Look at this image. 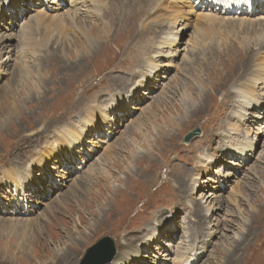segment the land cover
<instances>
[{
	"label": "rangeland",
	"instance_id": "374dc122",
	"mask_svg": "<svg viewBox=\"0 0 264 264\" xmlns=\"http://www.w3.org/2000/svg\"><path fill=\"white\" fill-rule=\"evenodd\" d=\"M105 3L98 26L111 28L97 41L102 51L96 58L82 59L84 72L67 67L77 59L69 46L77 34L67 35L72 42L64 56L60 51L50 55L46 48L58 47L50 42L29 50L27 64L19 52L23 25L39 11L47 13L53 27L65 25L58 19H70L76 4L87 16L84 23L93 22L97 14L83 1L24 0L14 18L8 11L0 17V43L9 45L6 40L12 39L15 45L9 55L7 48L0 50V87L25 64L30 70L6 100L20 101V112L14 119L8 113L0 117V264H78L87 248L105 236L116 241V254L107 264H179L188 256H193L190 264H264V104L259 116L257 107H251L254 116L234 120V104L223 101L230 89L235 102L237 88L260 73L256 99L264 102V29L250 27L264 22V5L258 7L256 1L243 13L219 14L226 26L213 28L203 15L211 13L203 8L204 0H169L168 11L155 12L152 1L141 11L135 4L128 11L119 0ZM177 9L181 14L171 20ZM39 24L32 28L35 38L43 30V21ZM131 60L140 64L131 74L152 71L145 87L125 85L133 80L128 78L129 67L135 69ZM40 76L49 78L42 84ZM117 98L132 103L125 113L118 112ZM94 108L110 118V133L99 127L101 117L89 114ZM151 110L155 114L149 116ZM87 114L91 121L83 125L80 115ZM91 123L102 131L86 130L72 147L68 168L62 156L47 162L63 149L56 143L60 130L66 126L85 132ZM231 123L242 125L240 133ZM197 128L201 133L185 142ZM216 129L220 136L211 135ZM51 133L53 141L46 137ZM242 139L253 140V153L248 149L236 156L226 149L227 156L215 158L213 151ZM55 159L60 160L57 169ZM31 170L35 182L21 190L17 181L32 179ZM15 198L20 202L17 214L11 211ZM6 202L12 206L2 210ZM25 220L33 227L21 237L15 227Z\"/></svg>",
	"mask_w": 264,
	"mask_h": 264
},
{
	"label": "bare ground",
	"instance_id": "6f19581e",
	"mask_svg": "<svg viewBox=\"0 0 264 264\" xmlns=\"http://www.w3.org/2000/svg\"><path fill=\"white\" fill-rule=\"evenodd\" d=\"M75 1H77V0H75ZM81 1H83V3L86 4V7H87L86 9L94 10V12H95L94 15L97 14V15H95V17H96L95 20L93 22L92 21L90 22L91 25L90 24L89 25H86L87 23H84L83 19L84 18H87V16L84 14V11L82 10V7H80V6L76 5V4H75V7L76 8L73 11H71V12L68 13V16H70V19H68L66 17H63V15H62V17L60 19H58L60 23H61V20H62L65 23V25L64 24H57V25H55L53 27L52 24H51V22H49V23L47 22V17H48V16H46L47 13H45L43 11H39V14L29 24L26 21L27 22L26 24H28V25H26L24 23L26 25V27H24V25L22 24L23 25V30H22L21 34L23 36L22 37L23 43H22V45H21V47L19 49L20 50L19 52H20V55H22L23 62H26V64H27V61H26L27 58H28L27 57V54H28L29 50H32L34 48V46H38V45L39 46H42L44 43L48 44L49 42L53 46H57L58 45V47L56 48V50L55 49H52L51 50L49 48H46L47 51L51 53L50 55H52L53 52H55V51H60L63 54V56H64V54H65V48L68 47L69 42H72V41H69V39H68L69 36H67V35H69L70 33H73V34H77V37L76 38L78 40H75L76 39L75 38L74 41L69 44V46L71 47V49H73V52L70 53V56L71 57H76L77 59L74 61L73 64L72 63L67 64V67L70 68V70H72V69H76L77 66H79V67H81L79 70H82L81 72H84L85 59H88V60L90 59L91 60V58H96V56L102 51V50H98L97 49L96 43H97V41L100 40V38H101L102 35H107L108 34L109 29L111 27H109L108 24H104L101 27L98 26L99 21L102 20L101 18H98V15L104 9V7H102V6L107 5V3H105L106 0H81ZM150 1H152V3H151L152 4L151 5L152 9L151 10L153 12H155L156 10H160V11L166 10V11H168L167 10L166 3H169V0H119V3L121 4V2H123V8L126 7L127 10L130 9L128 11H133L134 10L133 6L135 4L137 6V8L140 9L139 11H141L143 8H145V7L148 6L147 4ZM256 1L258 3V7H260L262 4L264 5V0H204L205 5L203 3V5H202L203 8L205 10H207V11H211V13L210 12H207V13H203L202 12V13L205 16V18H208V20L211 22L210 24L213 25L211 27L215 28V25H217V24H219V25L221 24V26L222 25L226 26L225 24L227 22H224L223 23V21H222L225 14H227L229 12L232 13L233 11L236 12V13L238 11H240V13H243L244 9L249 8L250 5H251V3L252 2H256ZM20 2L22 4H24V0H0V17H3L4 16V12H7L8 11L9 14L11 15V17L14 18V16L17 15L16 10L18 8H20ZM45 2H47V1H45ZM128 7H130V8H128ZM126 8H124V9H126ZM19 10H21V9H19ZM18 12L19 13H22V11H18ZM171 12L174 14V17L171 20H175L177 18V16H179L181 14V12L178 13V9L177 10H173ZM25 13H26V11H23L22 16ZM223 13H225V14H223ZM219 14L223 18L222 17H218ZM239 19H244V18H239ZM42 21H43V24H44L43 25V30H42L41 33H38V34H41L42 36L41 35H40V37H37L36 36V38H35V36H34V30H32V28L33 29L34 28H36V29L38 28L39 29L41 26L40 27H34L33 25L38 26V25H40L39 22H42ZM173 22H175V21H172V24L167 25V30L168 31L170 29L169 27H171V26L174 25ZM244 22L242 21V23H244ZM248 22H252V20H250V21L248 20ZM236 25H238V24H236ZM241 25L242 24L240 23V26ZM254 25H258L260 28H263L264 29V22L251 23L250 24V27L251 26H254ZM60 29H62V30H60ZM54 33H58V35H59L58 39H55L54 38V36H55ZM171 34L173 35V38L175 40L178 39V38H176L177 35H178V33L174 32V29L171 30ZM204 34H206V33L204 32ZM11 37H13V36H11ZM212 38L213 37H209L210 41H212ZM2 39L0 38V41ZM61 39H62V41H61ZM206 39H207V37H203V41H205ZM6 41H9L8 42L9 45L5 44L4 46H2L3 42H1L0 43V50L1 49H4V48H7V50L9 51V53H8V55H9L12 51L15 50V45L13 44L12 39H9V40H6ZM211 47L214 48V46H211ZM227 47H230V45H228ZM263 48H264V43H262V46H261V49H263ZM46 49H43L42 48V51L44 52V51H46ZM230 50L231 51H234L235 49L233 48V49H230ZM45 55H48V54H45ZM261 57L264 58V55L261 56ZM8 58H10V56H8ZM83 58H85L84 61L82 60ZM125 58L128 59L129 56H126ZM259 58L257 60H259ZM111 61H113V60H111ZM259 61H261V60H259ZM132 62H133V67L135 69L134 70H131V68L129 67V69H130L129 70V74L127 73V71L125 73L129 75L128 78H130V79L133 78V80H127V82H124L125 85L127 87H131L134 84L133 88H135L136 86H137V88H141L143 85H144L143 87H145V85H146L145 83L152 80V71L150 70L151 72L148 71L147 74H142V72H141L142 70H141L139 72H136L137 73L136 75H139V74L140 75L137 76V77H135L136 75L131 74V72L132 71H136V68L139 67L140 64H135L134 61H132ZM263 62H264V60H263ZM123 63H124V61H123ZM123 63L120 64L121 67H124V64ZM253 63H254V65L255 64L262 65V62L261 63H258V62L255 63V61H254ZM26 64L23 67H21V69L15 71L13 73L12 80L5 87H0V117H4V115L6 113H8L9 116L10 117L13 116V119H14L15 118L14 116L17 113H19L20 110H21V107L19 105V104H21L20 101H11L10 103H8V101H6V100H7V98H12V92L14 90V87L15 86L18 87L20 85V83L25 82L26 79L29 77V71L30 70H29V67ZM112 66H113V64H112ZM249 66H250L249 68H252L251 65H249ZM153 68L154 67H152L151 69H153ZM113 71L116 72L117 70H113ZM257 71L258 70H255V72H257ZM112 72H111V74H112ZM72 74H75V73H72ZM3 75H4V71L0 67V81L3 80ZM43 76H40L39 77V79H41V80H39V82H41L42 84L46 83V80L49 78V77H47L46 80L43 81L42 80V77ZM155 77H157V75H155ZM262 79H263V77H261L260 73L259 74H255V75L252 74L250 76V78L246 80V82H244L243 84H241L237 88L238 95H237V99L235 100V102H234V100H232V98H233V91H231L230 89L226 90V92H225L226 94H224L223 101L228 102L230 104H234V107L235 108L233 110V113L236 115V118L234 120L247 119V116L248 115H252V114L254 116V114H256V113H254L250 109L251 107H257L255 109V110L258 111L257 112V115L258 114L260 115V112L263 113L262 112V109H260L261 108L260 106H262L264 104V102H262L260 99H256L257 96H258V93H256V90H255V86H256L255 83H257V81H262L263 82ZM31 87H35V90L36 91L38 90V86L37 85H33L32 84ZM91 89H93V88H91ZM129 95L127 96L128 98H129ZM187 95H189V94L187 93L186 96ZM127 97H126V100H129ZM116 101L119 102V104H117V107L119 108V111L118 112H122V113H125L126 110H127L128 105L130 107V104H132L130 101H128L129 104L126 105V102L124 101V98L122 99L121 102H120V99L119 98H117ZM5 103L10 104V106L9 105H6L5 108H2ZM6 110H7V112H6ZM152 113H153V110L150 111V113H149L150 115L149 116H151ZM89 114L91 116L96 117V118L101 117V119H103L102 120L103 122L100 121L99 127L100 128H104V131H106L107 133L109 132V129L108 128H109V125H110L111 121L109 120L110 118L103 113V111L101 112L99 109H97V108L95 109L94 108V109H92L89 112ZM89 114H87L88 115V118H84V117H82V115H80L81 116L80 121H81V123L83 125L88 124V122L91 121V118H90V115ZM153 114H155V113H153ZM209 120L212 121V118L211 119L209 118ZM8 121H10V120H8ZM3 126H4V121H3V119L0 118V128L3 127ZM231 126H232V128H231L232 130H234L237 133H240V127L242 125H238L237 123H234V124L231 123ZM92 127L94 128V133L95 134H98L100 131H102V129L101 130H98L97 128H99V127L96 124H94V123H91L87 128H84L83 130L85 132H83L82 130L81 131L79 130L77 133L71 127H66L65 126L62 130L59 131L61 141H56V143L60 142L61 144H63V146H62L63 149H61V148H60L61 150L58 149L55 152V154H52L51 155V158H48L47 159V162L49 161V159L59 158L60 156H62V159H64V161L66 163V166L64 164L63 165L65 166V168L66 167L68 168L69 164L72 163L71 160H68V158L70 156V153H71V150H72V147L75 146L76 144H78L79 141H82L83 138L85 137V135L88 132L87 129H90ZM259 128H261V126H259ZM86 130H87V132H86ZM247 130H248V127L246 129V133H248ZM213 134H216L218 136L221 135V134H219L217 132V129L211 135H213ZM48 135H49V138H52V141H53L54 134L53 133L47 134L46 137ZM144 138H147V136L144 137ZM252 141L253 140H250V139L249 140L246 139L245 141H244V139L238 140V143H236L234 146L232 144H230L231 146H226L223 149H220V147L218 146L219 149L213 151L214 154L217 153V155H216L215 158H223L224 156H227L226 155V153H227V150L226 149H232V151H230V153H233L236 156H237V154H236L237 151L239 153H241V154H244L245 152H248V149H250L252 151L251 153H253L254 152V146H253L254 143ZM33 145H34V143H33ZM59 152H60V155L58 154ZM61 153H63V154H61ZM109 153H110V149H108L107 154H105L104 156L105 157H108L109 156ZM50 154H51V152L49 151V153H47V156L49 157ZM56 154H58V155H56ZM30 158H32V156ZM205 160H206V158H205ZM41 161L43 162V160H41ZM54 161L56 162V164H55L54 167H55V169H57L58 166H59L58 163L60 162V160L59 159H55ZM30 175H32V179H28L30 177L29 176L27 178H24V179H21V180L17 181L18 184H19V186L20 187H23L21 190L26 189V188L28 189V187H32L33 186V182H35V181L33 179V172H32V170L30 172ZM9 184H11V183H9ZM12 184H14V186H15V182H13ZM15 191L18 193L20 191V189L19 190H16V187H15ZM26 193L29 194V192H26ZM71 195L73 197L75 195V193H71ZM56 200L58 202V199H56ZM10 202L3 203V205L1 206L2 207V210L3 209H7L6 207H11L12 205H11ZM13 202H16V204H14L12 206V210L11 211L14 210V211H16V213H14V214H17L18 211H20L19 210L20 202H19L18 198H15V200H13ZM207 210H210V209L207 208ZM79 221H80V219H79ZM31 224L32 223H31L30 220L29 221L25 220V222H23L20 226H16L15 227L16 228V232H19V234H20L21 237H25L26 234L24 235L22 232L25 233V228H28L30 226L32 228L33 225H31ZM163 229H164V227H163ZM192 257L193 256H188L186 260H184V261L181 260L179 264H190L192 262V260H191Z\"/></svg>",
	"mask_w": 264,
	"mask_h": 264
},
{
	"label": "water",
	"instance_id": "95a60500",
	"mask_svg": "<svg viewBox=\"0 0 264 264\" xmlns=\"http://www.w3.org/2000/svg\"><path fill=\"white\" fill-rule=\"evenodd\" d=\"M200 129H195L190 132L185 142H189L190 139L200 134ZM116 254V241L111 236H105L100 238L96 243L87 248L84 256L78 264H107L110 263Z\"/></svg>",
	"mask_w": 264,
	"mask_h": 264
}]
</instances>
